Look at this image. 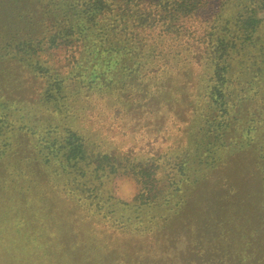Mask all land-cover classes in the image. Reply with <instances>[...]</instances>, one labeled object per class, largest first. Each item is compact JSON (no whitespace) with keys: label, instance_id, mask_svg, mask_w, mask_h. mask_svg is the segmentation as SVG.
I'll use <instances>...</instances> for the list:
<instances>
[{"label":"trees","instance_id":"trees-1","mask_svg":"<svg viewBox=\"0 0 264 264\" xmlns=\"http://www.w3.org/2000/svg\"><path fill=\"white\" fill-rule=\"evenodd\" d=\"M168 240L264 264V0H0L1 264H172Z\"/></svg>","mask_w":264,"mask_h":264},{"label":"rangeland","instance_id":"rangeland-1","mask_svg":"<svg viewBox=\"0 0 264 264\" xmlns=\"http://www.w3.org/2000/svg\"><path fill=\"white\" fill-rule=\"evenodd\" d=\"M55 55H56L55 58H57V57L58 58H61L60 62L61 61L64 62L62 64H68L70 62L67 58H71V57L69 56V53L65 49H63V48H61L60 50H56L55 51ZM28 86H29V83H28ZM232 158L233 157H231L230 160H236L235 158L234 159H232ZM228 173L231 174V171L229 172L227 170L226 171V175ZM108 179H109V181H106V187H107V189L109 191H111L113 197H115L116 200H118V201L120 200V201L128 202V203H131L133 201V197L138 192L139 186H138V184L131 177L125 176V175H120V174L117 173L115 175L110 176ZM208 187H210V186H208ZM211 189L212 190L215 189V193L218 192L219 194H221V192H223V188H221L220 185L219 186H212V188H210V190ZM203 191L204 190L203 189L201 190L200 188L196 189L193 192L192 201H190V203L194 202V203L197 204L199 202L198 197L200 198V196L202 195ZM182 213H183V216H181L180 218H177L175 220L173 226H172L174 228L173 229L174 230L173 232H176L173 235L175 237L176 236L180 237V240H183V239H181V235L184 234L186 236V234H185V232H186L185 228L183 230V226H184L183 219L185 220V217H184L185 216L184 215L185 210ZM178 231H181L180 235H177L178 234ZM169 236L170 235H167V238H169ZM175 237H173V238H175ZM186 239H188V238H186ZM175 240H168V242H167L168 247L170 249L172 248L171 252H173L172 264H188L187 263V258L190 257V254H189L190 252H189L187 243L186 244L185 243H182V241H180V240H179V242L176 241V242H178V247H176V244H175L176 242L174 243ZM154 248H156V247H154ZM1 260L2 259H0V264H1Z\"/></svg>","mask_w":264,"mask_h":264}]
</instances>
